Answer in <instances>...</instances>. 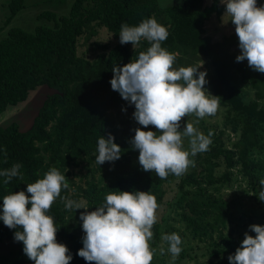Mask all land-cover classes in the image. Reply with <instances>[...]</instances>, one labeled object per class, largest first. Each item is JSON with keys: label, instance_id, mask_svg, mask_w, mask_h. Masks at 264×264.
I'll return each instance as SVG.
<instances>
[{"label": "trees", "instance_id": "1", "mask_svg": "<svg viewBox=\"0 0 264 264\" xmlns=\"http://www.w3.org/2000/svg\"><path fill=\"white\" fill-rule=\"evenodd\" d=\"M223 1L182 0L180 5L162 7L159 0H74L67 14L40 13L37 19L44 22L34 30L17 26L5 30L26 8L25 0H12L6 26L0 28V116L26 104L40 88L50 92L29 129L22 130L18 122L0 126V171L22 165L20 175L8 184L6 177H0V214L4 196L27 192V184L56 168L68 179L69 188H62L47 215L54 218L57 242L69 249L71 264H89L78 255L85 235L80 215L86 210L68 209V200L83 201L87 211H95L112 191H150L159 209L172 191L169 205L181 228L169 225L167 234L177 233L182 240L181 257L173 264L191 259L189 252L195 247L186 244V238L197 241L195 250H201L193 257L195 264H230L228 257L244 240L233 227L255 224L257 206L264 215V202L258 199L264 190V73L254 71L247 61L236 62L241 54L236 33L220 40L208 34V22L225 14ZM153 17L170 33L161 46L176 54V69L208 62L212 95L221 97L222 110L204 118L185 117L182 125L192 122L205 136L212 133L211 144L207 151L189 157L195 160L194 167L181 176L170 173L163 180L154 171L143 170L139 152L129 143L136 128L158 130L139 125L134 119L135 106L110 84L114 67L135 61L151 46L143 39L135 47L122 45L121 26H138ZM101 29L112 35L113 44L95 41L88 53L81 52L80 41H91ZM220 114V123L211 121ZM109 134L121 147V158L100 165L96 162L98 140ZM183 146L190 149L188 138ZM74 169L87 171L85 186L72 179ZM228 190L235 191L232 199ZM16 231L22 229H10L0 221V245L16 243L9 254L0 255V264H34L25 255L23 243L14 239ZM152 231L149 245L155 255L160 244L169 245L162 239L159 223Z\"/></svg>", "mask_w": 264, "mask_h": 264}, {"label": "clouds", "instance_id": "2", "mask_svg": "<svg viewBox=\"0 0 264 264\" xmlns=\"http://www.w3.org/2000/svg\"><path fill=\"white\" fill-rule=\"evenodd\" d=\"M223 4L224 16L231 18L239 39L241 54L236 62L247 60L250 68L264 73V6H258L257 0H226ZM169 34L155 17L145 19L138 26L123 24L119 34L122 45L131 43L135 47L143 39L151 46L135 61L122 68L114 67V78L110 81L112 89L135 106L137 123L158 130L159 134L136 128L129 143L132 150L139 152L143 170L154 171L162 180L170 173L181 176L190 166H195L190 156L208 150L212 133L205 136L192 122L182 125V121L191 114L198 118L215 115L221 99L206 89L207 72L200 71L203 64L179 69L173 66L176 54L161 46ZM184 138L189 140V150L184 149ZM121 151L113 135L103 136L98 140L96 162L100 165L115 162L121 158ZM21 167L17 163L0 171V177H6L4 183L20 175ZM62 188H69L68 179L52 168L43 179L27 184V192H14L3 198L0 221L10 229H22L15 232L14 239L23 243L25 255L34 264H71L69 249L57 242L59 230L54 218L47 215L61 196ZM258 199L264 202V190ZM105 201L95 211H87L83 201H67L68 209L86 210L80 215L85 235L78 255L89 264H151L154 250L149 241L159 207L156 197L150 191L115 190L106 195ZM249 231L256 235L245 233L240 247L228 257L230 264H264V226L254 224ZM162 239L168 242V251L175 260L182 251L181 237L172 233Z\"/></svg>", "mask_w": 264, "mask_h": 264}, {"label": "rangeland", "instance_id": "3", "mask_svg": "<svg viewBox=\"0 0 264 264\" xmlns=\"http://www.w3.org/2000/svg\"><path fill=\"white\" fill-rule=\"evenodd\" d=\"M12 0H0V28L3 27L5 24V21L7 17L10 14V10L8 8V4ZM74 0H25V5L26 8L23 10L11 23L10 26H6L5 30H8L12 26H17V27H22L26 30H34L36 26L44 22V20L39 21L37 19L38 15L44 11H54L58 15H63L67 14L71 4L73 3ZM207 4H211V0H205ZM226 0L223 1L225 3ZM258 6H264V0H257ZM182 3V0H159V4L162 7H170V6H177ZM231 18L227 15H223L221 18H217L214 16L211 21L208 22L207 24V31L208 34L213 36L216 40H220L221 37L225 34H230V33H236L235 32V25L230 22ZM1 37V36H0ZM112 35L108 33L107 30L101 29L99 32V35L95 38H93L89 42H85L84 39L80 41V51L81 52H87L88 53V48L90 43L92 42H99L102 43L103 45H108L110 43L113 44V39ZM247 61V60H245ZM203 64V67L201 68L202 71L207 72V81L208 84H206V89L212 94L211 91V86L209 84L210 76L212 74V70L209 69L208 67V62L203 60L200 63V66ZM50 92L49 89L47 88H40L36 92H34L30 100L19 107H11L9 110H7L2 116H0V126H8L12 122H18L20 123L22 130H27L29 129L32 124H33V117L34 114L36 113L37 109L41 106L42 102L46 98V95ZM250 96V94H248ZM219 113H221L220 107L217 110ZM222 119V115L220 114L217 117L211 118V121L220 123ZM186 148V147H185ZM184 148V149H185ZM87 174L86 170H81V169H74L72 171V179L77 183L82 186H85L86 183V178L85 175ZM235 190V189H234ZM228 190V194L230 195V199L234 197L235 191ZM239 194H243L244 192H239ZM174 196V192L171 191L170 195L166 199V204L161 206V208L157 209L156 216H157V223L160 224L161 230H162V235H167V229L169 225H173L175 228H181L180 224L177 223V218L175 213L172 212L171 210V205H169L171 198ZM241 199V198H240ZM255 202V200H253ZM168 203V204H167ZM261 207L257 206V213H258V218L256 219V222H254L256 225L264 226V215L262 216L261 213L262 211ZM264 211V210H263ZM249 218H252L251 215H248ZM251 223H246L245 224H240L239 226H234L233 229H238L239 233L236 234L237 237L239 238H245V233H248L249 235H252L253 237L255 234H251L249 231V228ZM173 233V232H172ZM186 244H191V246H194L195 248L198 247L196 244L198 243L197 241H192L188 238L185 239ZM205 243L201 244V247H204ZM16 248V243L13 241H6L3 244L0 245V255L1 254H9L12 249ZM169 246H167L165 243L160 244L158 246L157 251L155 252L154 258L151 261V264H173L174 262L178 261L177 259L181 257L180 255L173 260L172 254L168 251ZM195 248L189 252L191 255V259L185 258L180 262V264H195L197 261L195 258V255L197 253H201V250H195ZM188 250V248H186ZM203 261V257H201V260ZM179 262V261H178Z\"/></svg>", "mask_w": 264, "mask_h": 264}]
</instances>
